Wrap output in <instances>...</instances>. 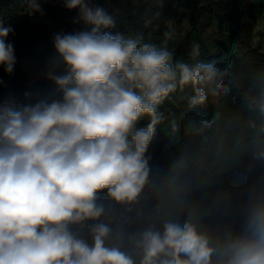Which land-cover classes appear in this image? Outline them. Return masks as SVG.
I'll return each instance as SVG.
<instances>
[{"label":"clouds","instance_id":"9594fccd","mask_svg":"<svg viewBox=\"0 0 264 264\" xmlns=\"http://www.w3.org/2000/svg\"><path fill=\"white\" fill-rule=\"evenodd\" d=\"M24 2L31 15L43 14L48 0ZM62 3L85 28L52 37L63 65L46 74L56 95L0 103V264H264V199L250 206L239 231L212 235L189 214L133 232L131 250L122 234L114 237L100 193L110 205L138 200L149 178L145 154L163 119L159 107L186 87L194 92L190 105H202L218 94V71L214 62L174 61L142 34H113L115 17L93 0ZM13 31L0 21V67L9 75ZM74 227H87L91 244Z\"/></svg>","mask_w":264,"mask_h":264},{"label":"trees","instance_id":"16d2710c","mask_svg":"<svg viewBox=\"0 0 264 264\" xmlns=\"http://www.w3.org/2000/svg\"><path fill=\"white\" fill-rule=\"evenodd\" d=\"M223 6V0H108L105 9L116 20L113 34H142L144 42L166 46L174 61L214 62L218 71V94L202 105H190L194 92L186 87L159 107L163 119L145 154L149 178L138 200L110 205L106 192L100 193L109 209L102 219L113 231L128 235L200 212L244 221L250 206L264 199V47L228 54L224 35L204 39ZM26 10L24 0H0V21L14 30L7 41L16 56L13 74L0 67V103L53 98L56 88L46 74L63 70L45 48L33 47L31 23L22 16ZM165 33L171 34L166 44ZM147 123L145 118L138 127Z\"/></svg>","mask_w":264,"mask_h":264},{"label":"rangeland","instance_id":"374dc122","mask_svg":"<svg viewBox=\"0 0 264 264\" xmlns=\"http://www.w3.org/2000/svg\"><path fill=\"white\" fill-rule=\"evenodd\" d=\"M93 4L105 7L108 0H93ZM223 10L213 20L212 26L203 33L204 39L217 37L224 39L228 54H238L241 51L261 45L264 47V0H223ZM43 14H29L27 9L22 16L32 26V45L35 48L43 47L48 53L51 61L58 62L52 43V37L55 33H68L84 30L85 25L74 23L77 16V10L69 11L62 3V0H48L42 3ZM106 10V9H105ZM183 28H187V22L183 21ZM200 212L193 214L196 219H204L210 216L208 221L198 222L202 228L209 231L212 235H218L225 230L239 231L244 221H237L230 216L219 212ZM213 213V214H212ZM78 235L86 239L91 244V237L85 227L82 231L73 228ZM116 239H121L123 235V247L125 250H131L128 244V237L131 234H123L113 231Z\"/></svg>","mask_w":264,"mask_h":264}]
</instances>
